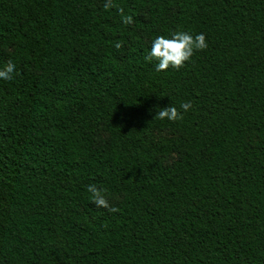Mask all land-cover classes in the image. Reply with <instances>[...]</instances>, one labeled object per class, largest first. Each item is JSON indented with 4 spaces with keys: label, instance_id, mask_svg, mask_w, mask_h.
Listing matches in <instances>:
<instances>
[{
    "label": "trees",
    "instance_id": "trees-1",
    "mask_svg": "<svg viewBox=\"0 0 264 264\" xmlns=\"http://www.w3.org/2000/svg\"><path fill=\"white\" fill-rule=\"evenodd\" d=\"M176 30L208 47L156 71ZM9 61L0 264H264V0H0Z\"/></svg>",
    "mask_w": 264,
    "mask_h": 264
},
{
    "label": "clouds",
    "instance_id": "clouds-1",
    "mask_svg": "<svg viewBox=\"0 0 264 264\" xmlns=\"http://www.w3.org/2000/svg\"><path fill=\"white\" fill-rule=\"evenodd\" d=\"M105 7L107 8L108 5L106 4ZM124 22L130 23L131 17L124 18ZM207 47L208 44L203 32L193 34L190 31L176 30L170 32L167 36H155L151 41L147 58L156 61V71H164L169 67L178 69L191 59L194 51H202ZM14 69L15 65L10 61L7 62L4 67L0 68V80L11 79ZM191 108V102H182L179 105V111L175 105H169L159 108L155 116L160 120L166 119L169 122H175L181 119L182 115ZM86 190L91 194V202L98 208H107L113 212L117 211L115 207L110 205L104 189L98 188L95 184H90L86 186Z\"/></svg>",
    "mask_w": 264,
    "mask_h": 264
},
{
    "label": "rangeland",
    "instance_id": "rangeland-1",
    "mask_svg": "<svg viewBox=\"0 0 264 264\" xmlns=\"http://www.w3.org/2000/svg\"><path fill=\"white\" fill-rule=\"evenodd\" d=\"M109 203H110V201H109Z\"/></svg>",
    "mask_w": 264,
    "mask_h": 264
}]
</instances>
